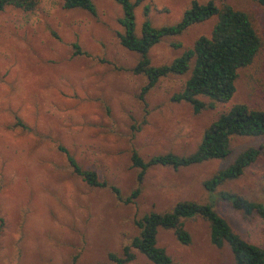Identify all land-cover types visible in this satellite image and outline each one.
<instances>
[{
  "label": "rangeland",
  "instance_id": "rangeland-1",
  "mask_svg": "<svg viewBox=\"0 0 264 264\" xmlns=\"http://www.w3.org/2000/svg\"><path fill=\"white\" fill-rule=\"evenodd\" d=\"M191 1L143 0L133 8L134 33L139 35L144 19L154 28L174 25ZM195 1L243 12L260 40L252 63L237 72L230 100L197 97L205 106L197 114L187 103L170 100L183 89L190 67L181 76L160 78L143 103L138 100L146 80L130 71L139 56L118 43L121 10L112 0H91L93 16L64 9L61 0H39L30 12L6 7L0 13V264H115L107 255L120 256L138 235L135 220L168 212L180 201L210 205L236 235L264 250L258 217H244L217 197L228 192L264 205V135L231 138L229 154L221 160L177 170L152 166L137 197L126 204L108 188L85 185L57 151L65 148L82 169L116 187L124 199L137 186L132 152L144 161L167 153L188 155L207 125L231 106L264 110V5ZM214 23L210 18L162 39L147 53L150 65L169 64L197 37L208 36ZM247 148L258 150L256 161L207 193L202 182ZM183 227L188 245L178 243L171 230L157 233L156 244L172 264H233L226 246L210 244L207 222L195 217ZM132 253L124 264H151Z\"/></svg>",
  "mask_w": 264,
  "mask_h": 264
},
{
  "label": "trees",
  "instance_id": "trees-1",
  "mask_svg": "<svg viewBox=\"0 0 264 264\" xmlns=\"http://www.w3.org/2000/svg\"><path fill=\"white\" fill-rule=\"evenodd\" d=\"M39 0H0V13L6 7L22 12H30ZM120 7L121 17L118 24L122 33L117 34L119 45L137 54L139 59L131 68L134 75H143L145 85L140 88L138 100L143 103L144 95L160 78L168 75L181 76L190 67V74L184 82L183 89L171 96V102H185L193 112L199 113L205 106L197 97H203L214 103H226L235 91L237 72L249 66L260 48V40L252 25L241 11L232 9L226 4L216 7L212 1L198 4L195 0L189 3L180 20L171 26L154 28L147 19L140 25L139 35L134 33L133 8L143 0H112ZM264 5V0H257ZM64 9H81L94 15L91 0H61ZM147 9L143 10L145 16ZM215 18L208 36H199L192 46L167 65L151 66L147 53L149 49L164 38L179 36L187 28ZM177 48L179 44H171ZM75 54L78 53L73 45ZM17 126L22 127L19 123ZM264 135V110L250 108L245 104H235L221 113L203 130L195 150L183 156L171 153L142 160L135 152L130 155L131 167L137 169L136 188L129 196L122 199L116 187L98 180L93 171L82 169L68 151L57 146L71 172L85 185L92 188H108L116 200L130 203L139 193V186L145 171L152 166L169 167L173 170L199 165L209 160H221L229 154V141L233 137H259ZM258 150L247 148L240 152L230 165L218 171L211 178L202 182L207 193H213L223 183L237 179L243 171L258 158ZM217 197L228 204L231 209L244 217L256 216L264 228V205L253 203L247 199L228 192H219ZM199 217L208 224V238L215 248L226 246L233 264H264V250L247 243L236 235L208 204L194 201H180L172 209L164 213L149 212L134 221L138 235L131 238L122 247L121 255L108 254L109 261L124 264L133 259L132 251L138 252L151 264H172L170 257L156 244L159 230H171L175 240L188 245L190 237L183 227L185 220Z\"/></svg>",
  "mask_w": 264,
  "mask_h": 264
}]
</instances>
